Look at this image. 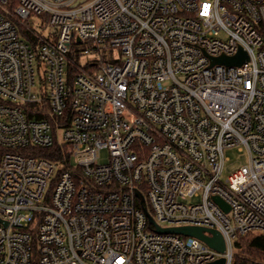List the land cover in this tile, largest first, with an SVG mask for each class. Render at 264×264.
<instances>
[{"label":"built area","instance_id":"1","mask_svg":"<svg viewBox=\"0 0 264 264\" xmlns=\"http://www.w3.org/2000/svg\"><path fill=\"white\" fill-rule=\"evenodd\" d=\"M55 144L62 159L41 154ZM232 147L249 161L225 177ZM251 231L264 0H0V264H257L234 258Z\"/></svg>","mask_w":264,"mask_h":264},{"label":"water","instance_id":"2","mask_svg":"<svg viewBox=\"0 0 264 264\" xmlns=\"http://www.w3.org/2000/svg\"><path fill=\"white\" fill-rule=\"evenodd\" d=\"M248 59V55L245 51L242 49L239 50V52L234 56H225L221 55L218 57H212V64L214 63H222L226 65H240L245 60ZM141 199L143 200V196L138 193ZM215 200L219 202L222 206L226 208V210L229 209L228 205L218 196H215ZM145 211L148 214L149 222L154 223L156 230L159 232H170V233H178L183 235H190L195 236L203 241H205L208 245L211 247H214L216 249H219L223 251L225 249V241L221 233L215 229L211 228H205L200 226H175V227H162L158 224H156L154 218L152 215L148 212L147 208H144ZM206 232H209L212 234V236H209ZM224 263V258H220L217 261L210 263V264H222Z\"/></svg>","mask_w":264,"mask_h":264},{"label":"trees","instance_id":"3","mask_svg":"<svg viewBox=\"0 0 264 264\" xmlns=\"http://www.w3.org/2000/svg\"><path fill=\"white\" fill-rule=\"evenodd\" d=\"M65 148L61 144H55L48 150H43L41 154L50 159L59 160L64 157ZM63 161V160H62ZM64 165L63 169H67ZM236 261H249L257 264H264V231H251L245 235H240L235 241Z\"/></svg>","mask_w":264,"mask_h":264},{"label":"rangeland","instance_id":"4","mask_svg":"<svg viewBox=\"0 0 264 264\" xmlns=\"http://www.w3.org/2000/svg\"><path fill=\"white\" fill-rule=\"evenodd\" d=\"M225 162L224 176H228L232 171L248 164L249 158L246 149H240L239 147L228 148L225 151ZM108 159V150H102V161ZM193 200H198V197H194Z\"/></svg>","mask_w":264,"mask_h":264},{"label":"snow or ice","instance_id":"5","mask_svg":"<svg viewBox=\"0 0 264 264\" xmlns=\"http://www.w3.org/2000/svg\"><path fill=\"white\" fill-rule=\"evenodd\" d=\"M205 11H206V9H205Z\"/></svg>","mask_w":264,"mask_h":264}]
</instances>
